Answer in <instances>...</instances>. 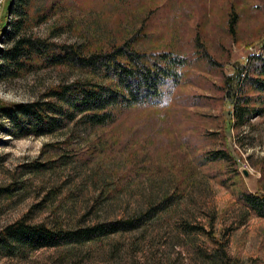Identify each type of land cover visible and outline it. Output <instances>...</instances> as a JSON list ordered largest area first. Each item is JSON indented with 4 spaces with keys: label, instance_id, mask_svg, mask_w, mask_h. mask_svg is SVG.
I'll return each mask as SVG.
<instances>
[{
    "label": "rangeland",
    "instance_id": "rangeland-1",
    "mask_svg": "<svg viewBox=\"0 0 264 264\" xmlns=\"http://www.w3.org/2000/svg\"><path fill=\"white\" fill-rule=\"evenodd\" d=\"M8 4L0 0V28ZM29 16L32 37L85 56L129 43L191 64L165 107L130 109L73 137L0 132V237L17 223L59 231L141 220L84 244L0 246V264H213L220 244L232 264H264V216L238 200L264 196V102L251 94L248 105L263 112L228 128L220 90L232 64L262 53L264 0H30ZM77 79L108 83L96 71L41 69L0 81V101L30 103Z\"/></svg>",
    "mask_w": 264,
    "mask_h": 264
},
{
    "label": "trees",
    "instance_id": "trees-1",
    "mask_svg": "<svg viewBox=\"0 0 264 264\" xmlns=\"http://www.w3.org/2000/svg\"><path fill=\"white\" fill-rule=\"evenodd\" d=\"M8 5L0 28V36H6L9 45L7 49L0 48V81L5 84L23 74L56 67L96 71L108 81L101 84L77 79L50 87L30 103L0 101V132L12 139L39 138L66 129L68 136L73 137L76 128L85 132L90 128L110 126L122 112L130 109L165 107L191 64L189 57L166 51L143 53L129 43L110 52L85 56L77 46L60 45L29 34L30 0H9ZM8 14L13 15V21H8ZM234 21L233 16L230 23L234 24ZM262 42V53L251 55L249 65L236 62L231 65L230 73H223L220 90L224 101L232 107L228 128H239L246 122V117L259 116L263 112L248 105L253 100L251 94L255 93L264 102V38ZM196 47L199 49L198 42ZM199 52L207 63L212 64L206 51ZM244 93L247 95L241 96ZM210 156L207 153L206 158L210 160ZM238 200L264 216L263 195L241 191ZM140 222L135 218L59 231L43 225L30 227L17 223L3 231L0 246L18 244L40 248L84 244L109 234L135 230ZM212 263L232 264L224 244L213 251Z\"/></svg>",
    "mask_w": 264,
    "mask_h": 264
}]
</instances>
